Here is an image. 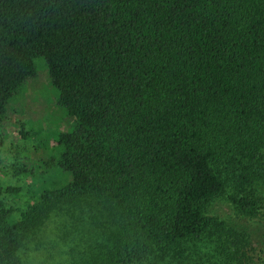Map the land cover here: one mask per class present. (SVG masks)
<instances>
[{
    "label": "trees",
    "instance_id": "1",
    "mask_svg": "<svg viewBox=\"0 0 264 264\" xmlns=\"http://www.w3.org/2000/svg\"><path fill=\"white\" fill-rule=\"evenodd\" d=\"M35 57L70 127L0 187V264L63 205L99 224L74 264H264L210 209L263 216L264 0H0V127Z\"/></svg>",
    "mask_w": 264,
    "mask_h": 264
},
{
    "label": "rangeland",
    "instance_id": "2",
    "mask_svg": "<svg viewBox=\"0 0 264 264\" xmlns=\"http://www.w3.org/2000/svg\"><path fill=\"white\" fill-rule=\"evenodd\" d=\"M34 64L36 75L22 85L17 98L9 103L4 124L0 127V158L5 166L0 173L1 188L24 182L15 165L24 166L29 160L37 159L38 145L41 148L54 146L58 133L70 127L69 117L56 105L57 90L50 83L44 59L35 57ZM2 199L7 207L14 206L4 194H0ZM260 199L263 218L264 185ZM232 208L223 196L215 198L210 207L214 214L238 228L246 229L249 241L256 249L255 257L264 258V219L238 218ZM87 213L94 216L90 218ZM96 219V213L85 208L63 205L52 212L34 233L28 235L17 253L18 258L22 264H74L82 259L85 262L91 255L100 253L97 247L100 236L96 230L99 224ZM201 251L207 252L208 247H203ZM203 258L206 257L202 255ZM170 261L171 264L175 263L174 260Z\"/></svg>",
    "mask_w": 264,
    "mask_h": 264
}]
</instances>
